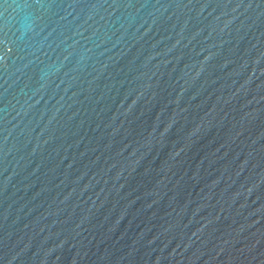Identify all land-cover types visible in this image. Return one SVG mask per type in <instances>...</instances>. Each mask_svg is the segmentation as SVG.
<instances>
[{
    "label": "water",
    "instance_id": "1",
    "mask_svg": "<svg viewBox=\"0 0 264 264\" xmlns=\"http://www.w3.org/2000/svg\"><path fill=\"white\" fill-rule=\"evenodd\" d=\"M0 264H264V0H0Z\"/></svg>",
    "mask_w": 264,
    "mask_h": 264
}]
</instances>
